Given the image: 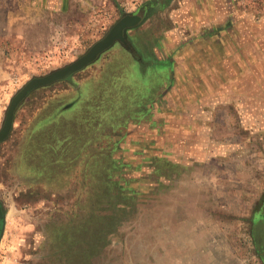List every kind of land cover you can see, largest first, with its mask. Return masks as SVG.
<instances>
[{
    "label": "rangeland",
    "instance_id": "rangeland-1",
    "mask_svg": "<svg viewBox=\"0 0 264 264\" xmlns=\"http://www.w3.org/2000/svg\"><path fill=\"white\" fill-rule=\"evenodd\" d=\"M0 264H264V0H0Z\"/></svg>",
    "mask_w": 264,
    "mask_h": 264
},
{
    "label": "water",
    "instance_id": "water-1",
    "mask_svg": "<svg viewBox=\"0 0 264 264\" xmlns=\"http://www.w3.org/2000/svg\"><path fill=\"white\" fill-rule=\"evenodd\" d=\"M142 20V16L138 14L126 15L122 19H120L107 33V35L96 42L84 55L79 57L74 62L56 69L44 76L34 77L29 80L12 98L9 107L6 112L5 120L2 128L0 129V143L5 141L13 127L15 121V115L18 106L26 99V97L35 89L50 85L54 82L65 80L68 77L72 76L74 73L82 70L88 64L92 63L94 60L98 58V56L110 48L116 41L124 42L125 31L139 24ZM5 218L6 214L2 208V204L0 202V237L3 233L5 226Z\"/></svg>",
    "mask_w": 264,
    "mask_h": 264
}]
</instances>
